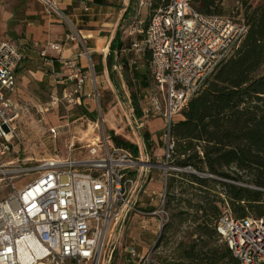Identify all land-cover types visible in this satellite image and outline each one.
Returning a JSON list of instances; mask_svg holds the SVG:
<instances>
[{"label":"built area","instance_id":"built-area-1","mask_svg":"<svg viewBox=\"0 0 264 264\" xmlns=\"http://www.w3.org/2000/svg\"><path fill=\"white\" fill-rule=\"evenodd\" d=\"M199 1L163 0L154 8V0H139V13L148 10L150 14L147 20L136 18L129 30L128 52L141 60L150 56V74L157 88V94L151 95L141 110L138 129H144L151 120H164L166 183L169 171L192 172L191 168L181 170L169 165L174 149L171 127L176 116L203 91L247 33L242 22L201 13L196 8ZM52 48L61 51L60 46ZM24 53V46L11 40L0 41V160L10 151L12 142L19 139L14 127L16 70ZM64 65L73 89L51 97L46 110L54 112L52 115L58 113L61 104L85 106L92 98L86 92L90 75L80 62L69 59ZM46 125L51 134L57 133L59 128L53 123ZM99 151L103 152L100 158H49L35 167L18 165L5 173L12 191L0 199V264L104 262L105 244L113 224L133 209L140 189V177L133 173L142 163L127 149L110 150L108 142L93 147L92 156ZM35 170L39 171L37 178L15 188L16 179ZM161 203L165 204V193ZM158 213L155 210L149 215L155 217ZM164 221L165 215L158 221L159 229ZM215 230L240 264H264V215L237 219L227 208L217 219ZM146 256L130 250L135 264H146Z\"/></svg>","mask_w":264,"mask_h":264},{"label":"trees","instance_id":"trees-1","mask_svg":"<svg viewBox=\"0 0 264 264\" xmlns=\"http://www.w3.org/2000/svg\"><path fill=\"white\" fill-rule=\"evenodd\" d=\"M223 1L202 0L198 10L225 16L220 8ZM231 1L244 8L240 22L246 26L247 33L203 91L188 102L183 109L184 119L173 122L171 127L174 149L169 165L181 170L191 168L196 173L168 174V205L176 204L173 211L182 205L192 210L196 235L193 244L183 250L184 260L173 264H240L215 230L221 206L228 201L237 219L264 215V0ZM158 6L155 1L154 8ZM133 17L134 14L124 18L125 23L120 24L107 56L113 84L117 85L115 59L120 57L121 74L129 88L132 86L127 56L130 38L123 36L122 28ZM147 59L150 61V56ZM133 103L138 107L135 99ZM137 113L140 120V108ZM142 137L145 151H150L151 134L144 130ZM114 142L139 158L137 146L117 138ZM176 189L180 191L176 193ZM190 190L193 197L183 198L182 194Z\"/></svg>","mask_w":264,"mask_h":264},{"label":"rangeland","instance_id":"rangeland-1","mask_svg":"<svg viewBox=\"0 0 264 264\" xmlns=\"http://www.w3.org/2000/svg\"><path fill=\"white\" fill-rule=\"evenodd\" d=\"M155 1L158 5L163 2V0ZM201 5L202 0L196 4V8L198 9ZM220 8L224 12L223 15L234 18L237 22L243 19L244 8L236 2L224 0ZM54 10L56 11V9ZM131 24L122 28L123 36L129 37ZM69 29L77 42L83 41H80L79 33L74 26L70 24ZM82 43L85 71L90 75L86 92L92 95L85 106L69 107L66 104H61L58 113L52 115L54 112L46 110L51 101V88L40 87V84L35 82L25 88L22 82L18 81V86L22 91L20 95L25 98L15 97L16 120L14 127L19 139L12 142L10 151L0 160V199L8 197L12 191L5 176V173L12 168L18 165L24 166V164L35 167L38 162L49 158L62 160L70 157L80 160L100 158L103 152L99 151L98 155L94 157L91 154L93 147L98 148L107 142L110 150L113 147H118L115 145L114 138L129 142L139 148L138 160L142 163L140 168L146 165L155 168L164 165L165 123H163V129L156 139L157 143L152 142L148 159L145 157V143L142 137L147 128L138 129L140 120L137 109L142 110L146 107L149 97L157 94L156 85L150 74V61L147 57L141 60L135 54L127 52L128 71L132 85L129 88L121 74L120 57H116L114 72L117 85H114L107 69L110 45L105 46L101 54L91 51L87 54L86 44ZM62 91L60 90L61 93ZM133 99L137 101L138 107L133 103ZM183 119L182 110L174 122ZM47 122L53 123L59 128L56 134L49 132ZM38 174L39 171L35 170L28 176L16 179L15 188L20 189L32 182L38 177ZM249 187L257 189L255 186L250 185ZM167 189L168 179L167 183L166 181L163 183L162 194L165 193V204L162 205L161 198L157 208L160 213L155 217L149 215L148 209L137 207L138 202L135 203V197L140 189L138 190L133 200V209L126 212L116 224H113L109 232L102 264H132L129 262L131 247L135 248L141 256L150 255V258L147 256L146 258L152 264H173L184 260L183 250L188 249L196 238L195 225L191 215L193 213L190 209H184V205L177 211H173L176 204L172 203L171 207L168 205ZM179 191L180 189H176V193ZM221 196L224 198L223 195ZM182 197L192 198V191L183 193ZM227 208L230 209V205L228 201H225L221 210ZM161 211L165 212V221L163 228L159 229L158 221L164 216ZM150 218L155 219L153 223ZM147 259L144 260L146 264Z\"/></svg>","mask_w":264,"mask_h":264},{"label":"crops","instance_id":"crops-1","mask_svg":"<svg viewBox=\"0 0 264 264\" xmlns=\"http://www.w3.org/2000/svg\"><path fill=\"white\" fill-rule=\"evenodd\" d=\"M138 2L139 0H0V41L11 40L25 48L24 58L16 70L18 81L25 88L34 82L40 84V87H50L51 97L73 89V85L67 80L65 60L77 59L86 69L82 42L86 44V51L101 54L105 46L111 45L120 24L122 21L125 23L124 18L134 14L132 22L138 17L148 19L150 11L139 13ZM70 24L78 31L80 41L83 40L80 43L70 33ZM53 45L60 46L61 51L53 49ZM60 90H63L62 93ZM20 92L22 91L18 86L16 96L25 99ZM163 123L162 118H157L145 126L154 143H157ZM149 155L150 151H145L146 159ZM162 167L146 165L133 173L140 177V190L135 203L138 202L137 207L148 209L150 213L157 210L163 196L165 163ZM150 219L153 220L152 223L155 220ZM131 249L135 248L129 249V262L135 264L130 257Z\"/></svg>","mask_w":264,"mask_h":264},{"label":"water","instance_id":"water-1","mask_svg":"<svg viewBox=\"0 0 264 264\" xmlns=\"http://www.w3.org/2000/svg\"><path fill=\"white\" fill-rule=\"evenodd\" d=\"M51 6L54 7L52 4H51ZM54 9H56V8L54 7ZM186 172H189V171H186ZM191 173L196 174L194 171H192ZM208 177H211V176H208ZM211 178L216 179V180H220V181H225V180H223V179L216 178V177H211Z\"/></svg>","mask_w":264,"mask_h":264},{"label":"bare ground","instance_id":"bare-ground-1","mask_svg":"<svg viewBox=\"0 0 264 264\" xmlns=\"http://www.w3.org/2000/svg\"><path fill=\"white\" fill-rule=\"evenodd\" d=\"M97 264V263H96Z\"/></svg>","mask_w":264,"mask_h":264}]
</instances>
